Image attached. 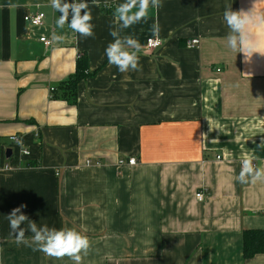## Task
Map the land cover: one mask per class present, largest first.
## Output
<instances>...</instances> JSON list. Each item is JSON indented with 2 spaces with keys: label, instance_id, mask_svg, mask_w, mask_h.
I'll list each match as a JSON object with an SVG mask.
<instances>
[{
  "label": "crops",
  "instance_id": "obj_1",
  "mask_svg": "<svg viewBox=\"0 0 264 264\" xmlns=\"http://www.w3.org/2000/svg\"><path fill=\"white\" fill-rule=\"evenodd\" d=\"M87 2L84 38L57 27L50 0H0V164L11 167L0 173V264H73L16 244L8 215L20 205L38 227L86 235L82 264H264L244 256V232L264 230V183L236 180L245 157L264 167V55L231 51L224 20L255 3L264 12V0H161L121 31L143 46L140 70L126 73L105 56L126 0ZM39 12L42 26L25 23ZM149 38L162 45L145 52ZM80 57L90 74L77 102L53 99Z\"/></svg>",
  "mask_w": 264,
  "mask_h": 264
},
{
  "label": "clouds",
  "instance_id": "obj_2",
  "mask_svg": "<svg viewBox=\"0 0 264 264\" xmlns=\"http://www.w3.org/2000/svg\"><path fill=\"white\" fill-rule=\"evenodd\" d=\"M92 2L97 3V0ZM255 5L248 12H234L231 9L224 12V20L229 29L226 37L227 47L233 52L244 53L246 60L254 53L264 55V44L261 43L257 32L264 30V12ZM50 7L60 14L56 20L58 28L63 29L67 24L72 32L78 33L81 37L94 36V26L91 23L93 18L88 10L87 0H71V2L50 0ZM150 7L155 9L162 7L161 0H126L116 10L120 28L110 30L109 34L113 40L107 45L105 56L108 63L114 65L121 73L140 70L139 54L143 50L138 39L132 35L122 36L121 31L141 20H146ZM133 9L137 10L133 11ZM150 30L153 37H158L160 31L158 23H153ZM52 39L62 42L64 37L54 33ZM152 43L153 40L149 39V44ZM156 43H159L158 39ZM17 143L22 144V141ZM236 180L241 184L264 183V167L256 166L251 157H245L241 161V169ZM24 207L26 205H20L8 215L11 233L14 234L17 245L25 244L32 247L33 251L42 252L49 257L55 259L68 257L73 264H82L83 257L87 256L91 249V242L86 235L70 228L56 229L46 225L38 227L36 222L29 220L21 211ZM21 225L25 226L21 227ZM26 232L32 233L31 242L25 239Z\"/></svg>",
  "mask_w": 264,
  "mask_h": 264
},
{
  "label": "trees",
  "instance_id": "obj_3",
  "mask_svg": "<svg viewBox=\"0 0 264 264\" xmlns=\"http://www.w3.org/2000/svg\"><path fill=\"white\" fill-rule=\"evenodd\" d=\"M88 61L84 57L78 59L76 73L67 81L62 84L60 89H54L53 99H62L75 104L78 96V86L81 81L89 76ZM264 254V230H253L244 232V256L246 259H252L257 255Z\"/></svg>",
  "mask_w": 264,
  "mask_h": 264
},
{
  "label": "built area",
  "instance_id": "obj_4",
  "mask_svg": "<svg viewBox=\"0 0 264 264\" xmlns=\"http://www.w3.org/2000/svg\"><path fill=\"white\" fill-rule=\"evenodd\" d=\"M24 21H25V23H27L28 25H30L32 27H40L44 24L45 14L41 13V12L36 13V14H30V15H27L24 17ZM149 39L153 40L152 44H149ZM149 39L147 40V43H146L145 48H144L145 52H150L152 50H156L162 45V41L160 39H158L159 40L158 44L156 43L157 38H149ZM40 40L46 47L52 46L51 40H48L47 38H41ZM199 43H200L199 40H192L189 43V46L191 48H197ZM53 91H54V89H51V92H53ZM11 140H12V143L14 145L19 144V143H17V141H20V139L17 136H13L11 138ZM24 154L29 155V152L25 151ZM220 159H221V157H218V160H220ZM125 164L130 165V166H135L137 164V160L136 159H130L127 161V163L124 161L120 162V165H125ZM10 171H11V167L8 164H4V165L0 164V173L10 172ZM196 197L199 201H204V194L202 192H199L196 195Z\"/></svg>",
  "mask_w": 264,
  "mask_h": 264
},
{
  "label": "water",
  "instance_id": "obj_5",
  "mask_svg": "<svg viewBox=\"0 0 264 264\" xmlns=\"http://www.w3.org/2000/svg\"><path fill=\"white\" fill-rule=\"evenodd\" d=\"M10 154H11V151H9V154H8V156H10Z\"/></svg>",
  "mask_w": 264,
  "mask_h": 264
}]
</instances>
